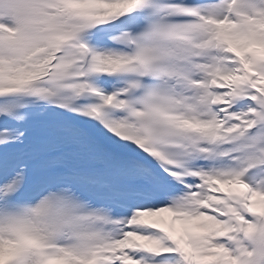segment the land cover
<instances>
[{"label":"snow or ice","instance_id":"1","mask_svg":"<svg viewBox=\"0 0 264 264\" xmlns=\"http://www.w3.org/2000/svg\"><path fill=\"white\" fill-rule=\"evenodd\" d=\"M0 264H264V0H0Z\"/></svg>","mask_w":264,"mask_h":264}]
</instances>
